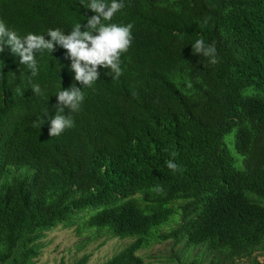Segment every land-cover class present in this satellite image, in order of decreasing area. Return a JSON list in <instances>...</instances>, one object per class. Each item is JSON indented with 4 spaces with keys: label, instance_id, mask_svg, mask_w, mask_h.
<instances>
[{
    "label": "trees",
    "instance_id": "16d2710c",
    "mask_svg": "<svg viewBox=\"0 0 264 264\" xmlns=\"http://www.w3.org/2000/svg\"><path fill=\"white\" fill-rule=\"evenodd\" d=\"M92 14L80 0H0L21 35ZM113 22L133 24L123 73L98 68L59 136L55 94L82 87L67 49L34 52L35 77L10 46L0 52V262L33 264L47 232L77 225L132 240L103 264H146L139 253L167 240L196 251L177 264H264V0H125ZM201 36L218 63L193 52Z\"/></svg>",
    "mask_w": 264,
    "mask_h": 264
},
{
    "label": "clouds",
    "instance_id": "9594fccd",
    "mask_svg": "<svg viewBox=\"0 0 264 264\" xmlns=\"http://www.w3.org/2000/svg\"><path fill=\"white\" fill-rule=\"evenodd\" d=\"M81 4L92 10L87 23L77 22L70 31L62 28H49L46 33L28 32L21 35L0 19V52L4 46L11 47L13 53L20 58V63L30 70V77L39 73V64L34 52L45 50L52 52L56 45L67 49L71 59L70 68L74 71V79L82 87L73 84L68 88L60 87L56 92L57 104L55 114L49 115L50 136H59L66 129L74 127L72 113L78 112L85 99L84 87H93L100 79L98 68L110 69L113 79H119L123 73L122 55L133 42V24L113 22V17L125 7V0H80ZM107 21V23L105 22ZM205 18L201 25H207ZM49 37V38H46ZM193 52L207 58L210 64L218 63L217 49L214 43H207L201 36L191 43ZM35 94H41L39 83L31 82ZM35 123V122H34ZM167 168L179 170L180 165L173 159L166 161ZM162 191V186L157 187Z\"/></svg>",
    "mask_w": 264,
    "mask_h": 264
},
{
    "label": "rangeland",
    "instance_id": "374dc122",
    "mask_svg": "<svg viewBox=\"0 0 264 264\" xmlns=\"http://www.w3.org/2000/svg\"><path fill=\"white\" fill-rule=\"evenodd\" d=\"M225 141L232 155L236 159V166L243 168V157L235 149L234 135L226 136ZM94 213L96 211H93ZM177 222L169 224L161 229L166 233L176 228ZM131 239H120L111 234L103 233H79L77 225L64 227L59 225L55 229L47 232L40 241L42 246L40 255L34 259L33 264H71L89 255L87 264H103L114 254L118 253L125 246L131 243ZM104 243V245H102ZM186 242L175 243L173 240H167L162 243H155L151 247L142 250L139 254L145 259L146 264H177L176 259L181 256V260L189 261L196 251H184ZM255 255L261 261L264 260V252H257ZM190 256V257H189ZM174 258V260H172ZM246 260H237L235 264H245ZM179 264V263H178Z\"/></svg>",
    "mask_w": 264,
    "mask_h": 264
},
{
    "label": "water",
    "instance_id": "95a60500",
    "mask_svg": "<svg viewBox=\"0 0 264 264\" xmlns=\"http://www.w3.org/2000/svg\"><path fill=\"white\" fill-rule=\"evenodd\" d=\"M0 264H2V263L0 262Z\"/></svg>",
    "mask_w": 264,
    "mask_h": 264
}]
</instances>
